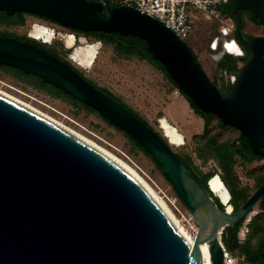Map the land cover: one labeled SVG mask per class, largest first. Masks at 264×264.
Listing matches in <instances>:
<instances>
[{"label":"water","instance_id":"water-1","mask_svg":"<svg viewBox=\"0 0 264 264\" xmlns=\"http://www.w3.org/2000/svg\"><path fill=\"white\" fill-rule=\"evenodd\" d=\"M236 6L264 24V0H236ZM0 10L143 39L196 107L238 128L254 151L264 147V36L250 38V56L222 94L186 41L136 7L110 0H0ZM0 64L62 89L133 136L188 208L197 225L196 242L204 238L211 263L223 264L222 231L247 216L264 194V181L235 209L217 195L224 205L219 208L156 131L64 60L0 34ZM207 186L211 190L208 180ZM176 223L117 160L0 93V264H195Z\"/></svg>","mask_w":264,"mask_h":264},{"label":"rangeland","instance_id":"rangeland-1","mask_svg":"<svg viewBox=\"0 0 264 264\" xmlns=\"http://www.w3.org/2000/svg\"><path fill=\"white\" fill-rule=\"evenodd\" d=\"M186 8L194 21V27L185 41L197 56L198 62L209 78L222 91H226L224 84L226 75L224 71L216 67V61L211 57V51L206 46L216 20H204L203 11L193 5L187 4ZM23 16L24 22L22 24H0V32L27 35L32 22L53 27L56 36L50 46L54 47L65 59L78 68L93 84L109 90L163 137V132L159 126L160 117H166L171 124L178 128L184 136V142L178 146L168 143L173 151L187 160L196 173L199 175L210 171L222 173L217 159L209 155L212 150L205 143L206 136L193 134L201 130L203 125L201 116L194 112L181 93H176V88L172 86L160 68L137 55L117 53L112 43H102L91 36L74 32L63 25L46 21L33 14L25 13ZM243 29L252 35L264 34L263 25L254 26L249 21L245 22ZM57 32L61 34L74 33L76 46L85 45L78 40L80 36H84L87 42L97 43L99 49L94 62L90 66L82 67L71 60L64 49L66 46L63 38ZM233 57L238 59V56ZM237 64L240 67L243 63L237 62ZM225 72L230 73L228 70ZM0 90L22 100L36 110H40L60 124L78 132L125 161L163 199L180 223L189 231L196 233L197 225L188 208L153 159L135 145L124 131L110 124L98 112L74 104L68 99L56 97L43 89L33 87L1 67ZM209 120L212 126L209 134H213L217 142L231 144L238 134V129L231 125H219L214 116H211ZM200 152L204 155H199ZM231 165L232 173L236 176L237 187L246 185L251 190V174L253 172L251 166L245 165L237 158L233 159ZM258 211H260V207L256 204L254 212L250 213L241 224L238 232L241 242H254L250 229L254 222V215ZM260 217L264 221V212L260 214ZM227 252L234 257L233 264H250L241 258L238 249L231 248Z\"/></svg>","mask_w":264,"mask_h":264},{"label":"trees","instance_id":"trees-1","mask_svg":"<svg viewBox=\"0 0 264 264\" xmlns=\"http://www.w3.org/2000/svg\"><path fill=\"white\" fill-rule=\"evenodd\" d=\"M96 1H102V0H96ZM110 1H111V4L115 5V3L112 0H110ZM235 6H236V0H230L229 2L222 4L219 7V10L222 14L230 15L233 18V20L235 21L236 29H235V32L233 33V35L235 36V38L238 40V42L240 43V45L244 49V54L242 56H238V59H235V57H233V55L223 54L219 59L215 60L216 61L215 64H216V67L222 71L228 70L229 72H236L237 73L240 69L237 62L244 63L249 58L250 52H249L247 46L245 44H243L239 38V34L241 32L243 23L239 22L237 20V16L233 12V9L235 8ZM25 13H28V12L15 11L12 14H8V13H6V11L0 10V24H11V23L22 24L24 22V16L23 15ZM29 14H32V13H29ZM38 16H40V15H38ZM42 17L49 19L45 16H42ZM256 20H258V19H256ZM218 28H219V24L217 22L214 23V25L210 31V37H209L208 43H209L210 39L217 34ZM73 29H76V28H73ZM76 31H78L77 33H82L84 35L91 36L95 39H98L102 43H112L114 45V49L119 54L137 55L140 58L149 60L154 65H156L158 68H160L163 71V73L166 75V77L170 80V83L172 84V86L177 88L176 83L170 77V75L167 73V71L165 70V68L161 64V62L158 59H156L149 52V50L147 49L146 42L143 39H141L135 35H132V34L121 35L118 32L81 31L78 29H76ZM0 34L13 36V37H16L17 39L31 42L36 46L43 47L45 50L49 51L50 53H52L56 57L64 60L67 64H69L76 71H78L81 75H83V73L78 68L73 66L70 63V61L65 59L54 47L50 46L51 43H44V42L38 41L34 38H31L27 35H16V34L8 33V32H0ZM64 49L68 55L72 51L71 48L64 47ZM192 54H193L194 58L198 61L197 56L193 52H192ZM0 67L9 71L12 75H14L18 79L30 84L33 87L43 89V90L47 91L48 93H50L56 97L68 99V100L72 101L74 104H79V105L84 106L90 110H93L91 107L87 106L86 104L77 100L76 98L72 97L71 95L67 94L62 89L45 82L43 79L37 77L34 74L24 72L21 69L14 67V66H10V65L0 64ZM86 79H88V78L86 77ZM89 81L92 83L91 80H89ZM213 83L215 84V82H213ZM93 85H95V84H93ZM96 87H98L101 90H103L104 92L108 93L116 101L121 103L125 108H127L134 115H136L138 118H140L133 110H131L129 108V106H127L125 103L121 102L120 99L117 98L115 95H113L109 90H107L103 87H100V86H96ZM179 91H180L181 95H183L187 99L188 104L191 106V108L194 110V112L196 114H198L199 116H201L204 120L202 131L200 133H196V134H199L201 136H206V142L205 143L208 147H211V150H212V153H209V155H212L217 159L218 164L222 169H224V170L228 169V166L231 162V155H232L231 150H229V145H236L237 144L236 140H239V143H238L239 147L237 148V150L240 151L244 148L249 150L250 146L248 144V141L246 140L244 135L240 134V136L238 138H236V140L235 139L232 140L231 144H229L228 142H217L215 136L213 134H209V131L211 130V127H212L209 119L211 116H214L216 118V122L219 125H224V124L221 122V120L216 115H214L210 112H205V111L201 110L200 108L196 107L192 103V101L181 90H179ZM140 119L153 129V127L150 124H148L145 120H143L142 118H140ZM106 121H108V120H106ZM109 123L112 124L111 122H109ZM154 131H156V130H154ZM156 133L158 135H160L162 137V139H164V141H166L168 143V141L159 132L156 131ZM126 134L134 142L135 145H137L139 148L144 150L143 147L140 145V143L133 136H131L128 133H126ZM144 152L147 153L145 150H144ZM147 154L153 159V161L158 166V168L161 169L163 174L166 176V174L164 173V171L161 168V166L159 165V163L149 153H147ZM175 154L192 171V173L199 179V181L208 189L210 195L213 197V199L217 203L218 207L223 209L224 205L221 203L218 196L215 193H213L211 190H209V188L207 186L208 178L215 172L210 171V172L204 173L202 175H199L198 173H196L193 170V168H191V166L189 165V163L187 162V160L184 157L177 154L176 152H175ZM199 155L203 156L204 154L200 152ZM167 179H168V177H167ZM222 179H223L222 181L224 182L225 186L228 187L229 191H230L229 203H232L234 205V208H236L240 203L239 202V199L241 197L240 192H238L232 186L229 185V182H228L226 177L223 176ZM260 205L262 207H264V198H262ZM230 235H232V237ZM221 239H222L223 244L226 247V251L230 250L231 248H233L232 247L233 245L235 246L238 243L237 238H236V232L230 233L228 236H225L222 234ZM245 243H248V241ZM246 250H247V244H245L243 246V249H241V252H245Z\"/></svg>","mask_w":264,"mask_h":264},{"label":"built area","instance_id":"built-area-1","mask_svg":"<svg viewBox=\"0 0 264 264\" xmlns=\"http://www.w3.org/2000/svg\"><path fill=\"white\" fill-rule=\"evenodd\" d=\"M115 5L124 4L136 7L142 12H145L160 21H162L167 27L173 30L181 39L185 41L186 38L190 36V33L194 27V21L190 17L188 10L186 8L187 4L195 6L197 9L203 11L204 20L215 19L219 24L217 34L212 37L208 43V47L211 50V57L214 60L219 59L223 54H230L233 56H242L244 51L241 45L238 43L237 39L233 35L234 33V21L230 15L222 14L219 7L227 3L229 0H112ZM111 4V1H110ZM39 22H32L29 30L27 31V36L34 38L38 41L44 43H51L55 38V29L46 25L51 31L52 35L46 40L45 34L36 33L34 25ZM43 24V23H40ZM45 25V24H44ZM60 34L61 38L65 43L67 48H71L73 52L76 48V36L74 33V40L71 45L67 46L65 42V35L68 33ZM235 42L237 46V51H229L226 45ZM86 44V42H85ZM215 44V47H213ZM69 58L70 54H69ZM225 72V71H224ZM180 93L179 89L176 88V93ZM234 257L231 256L224 249L223 264H233Z\"/></svg>","mask_w":264,"mask_h":264},{"label":"flooded vegetation","instance_id":"flooded-vegetation-1","mask_svg":"<svg viewBox=\"0 0 264 264\" xmlns=\"http://www.w3.org/2000/svg\"><path fill=\"white\" fill-rule=\"evenodd\" d=\"M233 12L237 16V20L239 22L243 23L241 32L239 34V38H240V40H241V42L243 44H245L247 46V43L250 40V38H252L254 36H264V34L252 35V34H248L247 32L244 31L243 27L245 26V22L246 21H249L254 26L255 25H263L264 26V24H262L259 20H256L258 18L250 16V12H249L248 9L235 6V8L233 9ZM36 16L39 17V18H42V19H44L46 21H49V22H52V23H56L55 21H53L51 19H46V18H44L42 16H38V15H36ZM64 27L69 28V29L73 30L74 32H78V31H76V29H73V28H70V27H67V26H64ZM235 29H236V23L234 21V32H235ZM247 48H248V46H247ZM243 51H244V49H243ZM224 73L226 75L225 76L226 81L224 83L225 86H226V91H222L216 85L219 88V90L221 91L222 94H226L230 90V88L232 86L233 78L238 74V72L237 73L236 72H230L228 74L226 72H224ZM202 120H203V118H202ZM203 124H204V120H203ZM224 125H229V124H224ZM236 129H238V128H236ZM240 134H242V133L238 129V134L235 137V140H236V138H238L240 136ZM242 135H244V134H242ZM244 137L246 138V140L248 141V144L250 146V142H249L248 137L246 135H244ZM236 142H237L236 145H229V150H231L232 155H231V162H230V164L228 166V169L224 170V169H222L219 166L221 168V172L222 173L221 174L217 173V174L219 175L221 180H223L222 179L223 176L226 177L228 182H229V185L232 186L238 192H240V196L241 197L239 199V202H240L239 204H241L250 195V193L264 181V147L260 146L259 147V151H254L252 149V147L250 146L249 150L244 148V149L239 151V150H237V148L239 147V144H238L239 140H236ZM169 146H170V144H169ZM174 152H176V151H174ZM234 158H237L238 160H240L245 165H250L251 166L252 171H253L252 174H251V179H252V184H251L252 189L251 190H249L246 187V185H242L241 187H237L236 176L233 175V173H232V165H231V163H232ZM226 188L228 189V192L230 193L229 188L228 187H226ZM262 198H264V194L256 202V204H258V206L260 207V211H258L256 213L257 215L256 214L254 215L255 216L254 217V222L252 223L251 229H250V232L253 235L252 239H254L253 243H245L247 241L241 242L239 240L238 232H239V228H240L241 224L243 223V221L245 220V218L250 213L254 212V207H255L256 204L252 207V209L247 214V216H245L244 218H242L241 220H239L235 224L226 225L224 227L223 231H222V234L225 235V236H228L230 233L236 232V238H237L238 243L235 246L233 245L232 247L238 249L239 254H241V258L247 260L250 264H264V221L260 217V214L264 212V207H262L260 205V202H261ZM230 204L232 206V209H235L234 205L232 203H230ZM230 236L232 237V235H230ZM245 244H247V250L245 252H241V249H243V246ZM223 247L226 250V247H225L224 244H223Z\"/></svg>","mask_w":264,"mask_h":264},{"label":"bare ground","instance_id":"bare-ground-1","mask_svg":"<svg viewBox=\"0 0 264 264\" xmlns=\"http://www.w3.org/2000/svg\"><path fill=\"white\" fill-rule=\"evenodd\" d=\"M36 29V33L39 34H45L46 35V40L49 39V37L52 35V31L44 24L38 23L37 25H34ZM74 40V35L72 33H68L65 35V42L66 45L69 46L72 44ZM78 40L81 43L86 44L84 46H76L75 50L70 53L71 60H73L76 64L80 66H90L98 53L99 46L95 42H87L86 38L84 36H80ZM101 47V46H100ZM0 93H3L4 95L20 102L21 104L31 108L32 110L38 112L39 114L45 116L46 118L52 120L53 122L59 124L60 126L66 128L67 130L73 132L74 134L80 136L81 138L85 139L113 159L117 160L124 168H126L128 171H130L133 175H135L139 181L144 185V187L148 190V192L157 200V202L162 206V208L177 222L175 224L176 230L186 238V240L190 243V251L194 253L196 262L195 264H212L209 258V253H208V246L204 240V238H201L198 242L195 240V234L192 231H189L186 229L180 221L177 219V217L173 214L171 209L166 205V203L163 201V199L158 196L154 190L141 178V176L130 166L128 165L125 161L114 155L113 153L109 152L108 150L102 148L98 144L90 141L83 135L79 134L78 132L60 124V122H57L56 120L52 119L49 117L47 114L41 112L40 110H36L29 104L23 102L22 100L9 95L7 93H4L0 90ZM159 126L163 132L164 137L167 139V141L170 144L178 146L179 144L184 142V136L183 134L178 130L176 126L170 123V121L162 116L159 119ZM208 185L211 188V190L220 197V199L226 204L228 203L229 199V192L228 189L226 188L224 182L220 179L219 175L217 173H213L209 178H208ZM228 209H230V205H228ZM197 231V230H196Z\"/></svg>","mask_w":264,"mask_h":264},{"label":"clouds","instance_id":"clouds-1","mask_svg":"<svg viewBox=\"0 0 264 264\" xmlns=\"http://www.w3.org/2000/svg\"><path fill=\"white\" fill-rule=\"evenodd\" d=\"M213 47H215V44H213ZM226 48L229 50V51H237V46L235 44V42L231 43V44H228L226 45Z\"/></svg>","mask_w":264,"mask_h":264},{"label":"crops","instance_id":"crops-1","mask_svg":"<svg viewBox=\"0 0 264 264\" xmlns=\"http://www.w3.org/2000/svg\"><path fill=\"white\" fill-rule=\"evenodd\" d=\"M206 46H207L208 50L211 51V50L209 49V47H208V44H207ZM202 128H203V125H202V127H201V130H200L199 132H196V133H200V132L202 131ZM196 133H193V134H196Z\"/></svg>","mask_w":264,"mask_h":264}]
</instances>
